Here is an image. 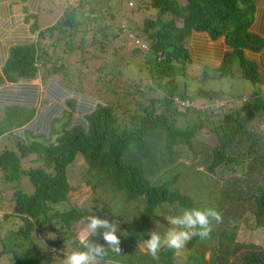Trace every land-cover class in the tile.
Masks as SVG:
<instances>
[{"label": "trees", "instance_id": "trees-1", "mask_svg": "<svg viewBox=\"0 0 264 264\" xmlns=\"http://www.w3.org/2000/svg\"><path fill=\"white\" fill-rule=\"evenodd\" d=\"M112 1L76 0L52 27L38 31L35 24L31 28L33 34L38 31L35 39L12 48L0 70V89L7 88L6 96L0 94V102H6L0 139L22 128L32 137L21 140L16 148L0 150V173L7 182H18L26 175L34 188L27 195L18 187L11 212H0V256L9 264H52L61 245L69 243L71 251L81 246L85 239H79L81 219L97 215L117 222L121 239L120 251L108 249L99 261L176 264L175 249L162 248L154 259L138 250V241L149 238L147 228L153 221L160 224L165 216L163 235L170 227L168 216L196 207L194 199L178 187L181 179L188 181V169L204 180L227 170V176L218 179L219 192L212 206L221 222H214L209 237H194L187 244L190 252L185 264H264V247L234 243L244 214L253 221L252 230L264 229V137L247 129L248 122L264 119V89L258 87L249 97L244 88L236 94L232 84L235 104L226 113L195 109L197 98L187 90L189 79L194 78L191 74L202 78L198 70L204 69L213 71L217 82L239 78L258 86L264 77V66L257 60L258 54L264 58V11L258 10L257 0H184V4L117 0L118 6ZM144 10L153 11L155 17L138 24L128 16ZM194 32L211 42H224L215 57L208 56L211 62L192 56L188 40ZM128 41L134 42L133 57H124ZM111 54L126 63L110 67L107 57ZM136 56L142 59V77H129L137 85L127 83L125 90L117 91L116 101L108 103L90 90L83 93L77 86V79L84 78L81 69L69 67L70 61L83 64L85 81L93 86L107 76L118 80L124 74L122 68L133 59L138 61ZM218 60L220 65L210 66ZM177 76L184 80L177 83ZM37 78L40 87L31 84ZM201 93L202 102L207 97L217 104L223 101L222 90ZM29 94L35 101L28 99ZM76 94L81 97L76 99ZM54 97L65 99L71 114L53 104ZM60 119L67 121L55 140L40 141ZM18 130L13 134H22ZM204 131L214 135L215 145L198 152L195 141ZM31 156L35 167L23 169L22 162ZM80 159L87 166L79 178L80 185L91 187L86 193L90 209L70 205L74 167ZM238 168L242 174L236 173ZM66 205L68 210L61 209ZM8 220L14 226L2 230ZM76 226L78 232H74ZM88 239L107 247L102 235ZM39 243L46 247L44 254ZM235 257L237 262H231Z\"/></svg>", "mask_w": 264, "mask_h": 264}, {"label": "rangeland", "instance_id": "rangeland-1", "mask_svg": "<svg viewBox=\"0 0 264 264\" xmlns=\"http://www.w3.org/2000/svg\"><path fill=\"white\" fill-rule=\"evenodd\" d=\"M52 1V0H51ZM54 2H57L58 0H53ZM262 0H257L258 3H260ZM264 1V0H263ZM179 3L184 4V0H179ZM65 5V3H64ZM112 5L114 6H118L117 0H113L112 1ZM147 11V10H144ZM129 12V11H128ZM128 13V16L131 17L132 21L137 22L138 24L142 21V19L146 18V19H150L155 17V14L153 11L149 10L147 12H142V11H138L137 13ZM91 17V16H90ZM89 17V18H90ZM167 19V17H166ZM134 23V22H133ZM90 35L88 34V37ZM120 40V39H119ZM121 41V40H120ZM119 42V41H118ZM117 45V42L115 43ZM127 45V50L124 53V57H133L135 52H132V48H133V43L131 44L130 41L126 42ZM188 48L190 50V52H192V56L196 59H200L201 55H203V53L205 52V50L207 52L206 55L207 56H211V57H215L216 52L218 50L219 47L222 46V44L219 45H215V46H210L208 44H205L204 46H200L198 42H193V43H189L188 42ZM114 47H117L115 45H113ZM206 47V48H205ZM117 57V56H116ZM137 60L136 62H133L126 68H122V70H124V74L118 79L115 80V78L112 77H108L107 79L104 80V78L102 79V81H100V83H98V85H89L88 83H86L85 81V77H87V70H83L86 69V67L83 64L80 63H74L72 64V61H70L69 63V67L71 66L72 68H80L81 69V73H83L82 75H84V78H81V80L79 81V78L77 79V86L78 88L83 90V93L88 92V90H90L92 95H95L99 100H102L104 103H108L109 101H116L117 98V91L120 92V90H125L124 86H127L128 84H132V85H137L135 84L137 81L132 82L131 83V76L135 77L136 79H138L139 77H142V75L140 74V66L142 64V59L139 58L138 56H136ZM121 56L119 59H114V55L111 54V56L107 57V62L108 65L114 66L115 64H119L120 65H124L126 63L125 62H121ZM103 60L99 61V64H102ZM140 61V62H139ZM210 61V60H209ZM211 62V61H210ZM86 65L88 66H92V64L90 63V65L88 63H86ZM198 72L200 73V75L202 76V78H199L198 75H194L191 74L194 78L189 79V85L187 87L188 92L194 95L195 98H197V102H193V106L195 107V109H200L203 111H207L208 113H211L210 111H221L222 113H226V111H229L235 104V101L231 98V91H232V87L231 85H236V89H234V92L236 94L241 93V90L238 89H243L245 90V94L246 96L248 95L253 96L255 95V92L258 90V86H252L251 84H249L248 82L245 81H241L239 78H236L235 81H231V80H219V82H217V80L213 77V71H206L205 69L200 71L198 70ZM138 73V74H137ZM142 73V71H141ZM139 77H138V76ZM204 75V76H203ZM66 78H71L72 75H66ZM102 77H104V73H102ZM130 77V78H129ZM207 77V78H206ZM207 79L206 83L202 80V79ZM215 79V80H214ZM184 80V78H182V76H177L175 78V81L177 83H181ZM108 82H110V84H107ZM128 83V84H127ZM32 85H37L38 87L41 86V82L40 79L37 78L35 81L31 82ZM92 84V82H91ZM149 84V83H148ZM76 86V85H75ZM90 86L88 89L87 87ZM140 89V85L138 86ZM240 87V88H239ZM234 88V87H233ZM144 89V87L142 88ZM222 90L223 91V97L221 102H219L218 104L216 103L215 99H211V97H207L205 102H202V98H204L202 96L201 91H203L205 93L206 90L208 91H218ZM264 89V88H263ZM41 90V95H42V91H44L42 88H40ZM78 96H75L76 99H79L81 96L80 94H76ZM235 96V95H234ZM49 98V97H47ZM104 100H103V99ZM53 104L55 105H59L60 107H64L65 110L67 111V113L71 114L70 109L66 106L65 102L66 100H62L59 98H55L52 99ZM81 99L79 101V103H81ZM239 102V101H238ZM237 102V103H238ZM214 107L213 110H211ZM77 114V115H76ZM75 114V118L79 119L80 115L79 113ZM64 116V115H63ZM6 117V113L4 114L3 112L0 113V123H3L4 118ZM66 118V116H65ZM14 125H17L18 120L15 118L12 120ZM60 123L59 124H55V126L53 125L52 129H50L49 131L45 132V138L43 136V138L40 139V141L42 142H53L55 140V138L60 134V128L61 125L64 124L67 120L66 119H60ZM4 124L6 125V122H4ZM251 125V126H249ZM250 128L252 130V132H254L257 135L263 136L264 137V119H258L255 121H250L247 123V129ZM23 130H18V129H13L11 132H7L4 136H2V138L0 139V150L5 149L6 147L9 148H16V145L19 144V142H21V140L23 141L24 139L27 140H31V133L26 135L28 130L26 128H22ZM20 133L22 132V134H13V131H17ZM17 133V132H16ZM25 133V134H24ZM215 145V139H214V135H210L207 134L206 131H204L203 133H200L197 135L196 141H195V145L194 147L197 149L198 152L200 151H204L205 147H213ZM35 157L31 156L28 159H25L22 162V168L23 169H28L31 167H35L36 163L34 162ZM87 166L85 165V161L83 159H80L79 161H77L76 167H74V178L72 182V186L74 187V190L71 191V200H70V205L71 206H77V207H82V208H86V209H90V195H86L87 191L91 188V187H84L83 183L80 185L81 179L79 178V176L82 175L83 172H85ZM242 169L238 168L236 169V173L242 174ZM193 171H191L190 169H188V173L186 174L188 177V181L181 179L178 183V187L179 190L185 194L190 195L193 199H194V204L196 205V208H209V207H214V202L215 199L217 197V194L219 192V178L222 179L223 177L227 176L228 172L227 170H223L221 175H215L214 178H209L207 180H204L201 178V175L199 174L198 177H194L192 175ZM222 176V178H221ZM78 178L76 180V178ZM76 180V181H75ZM20 187L21 190L27 194V195H31L34 192V188L32 186V184L29 182V179L26 175H22L21 178L19 179L18 182H7L4 180L3 175L0 173V212H4V214L10 213L11 212V202L13 199V195L15 190ZM61 209L63 210H68V205L66 206H61ZM172 216V215H171ZM164 218L165 216H163L162 218H160V224L157 223L156 221H153L147 228L148 233H150L151 231H159L161 234L163 232V230H165V223H164ZM242 221H240V226L237 230L236 233V237L234 239V243L239 244V245H251V246H258V247H264V229L261 230H252L253 229V221L251 220V218L249 217L248 214H244L243 217L241 218ZM11 220H8L7 222H5L4 227L2 230H5L9 227H13L14 225H11ZM16 223V222H15ZM14 223V224H15ZM214 224V222H213ZM74 232H78L77 226L74 229ZM82 234L83 231H82ZM80 234V238L82 239L85 237V234L82 235ZM3 233L0 232V237H2ZM54 236V235H53ZM51 236V241L54 243L56 241V237ZM60 236V235H58ZM1 244V243H0ZM42 244V243H39ZM42 248V252L44 254V251L46 250V247L42 244L40 245ZM138 246V250L142 253H146V247L144 246L143 240L138 241L137 243ZM187 246V245H186ZM184 247L182 249H175V258L177 259L176 264H185L186 260L188 259L189 256V252L187 247ZM2 251L1 245H0V252ZM71 252V246L69 243H65L63 245L60 246L59 250H57V252H54V260L52 262V264H63V259H65L66 254ZM208 253L206 255V258H208ZM6 257L4 255L0 256V264H9L7 263V261L5 260ZM238 257L232 258L230 259L231 262H237ZM95 264H110V263H106V262H102L97 260L95 262Z\"/></svg>", "mask_w": 264, "mask_h": 264}, {"label": "clouds", "instance_id": "clouds-1", "mask_svg": "<svg viewBox=\"0 0 264 264\" xmlns=\"http://www.w3.org/2000/svg\"><path fill=\"white\" fill-rule=\"evenodd\" d=\"M3 216L2 214H0ZM170 225L163 235L159 231H151L149 238L144 240L147 253L154 259L162 248L182 249L194 237L207 238L213 231V222L220 223L221 215L213 207L209 208H185L178 215L168 216ZM85 239L78 249L67 253L63 264H95L98 258H102L108 249L119 252L121 239L119 224L107 218L97 215H87L81 219ZM102 235L107 245L96 243L88 237Z\"/></svg>", "mask_w": 264, "mask_h": 264}, {"label": "crops", "instance_id": "crops-1", "mask_svg": "<svg viewBox=\"0 0 264 264\" xmlns=\"http://www.w3.org/2000/svg\"><path fill=\"white\" fill-rule=\"evenodd\" d=\"M72 3H76V0H58L57 2L53 0H0V70L6 63L12 48L34 40L38 31H43L52 27L62 17L64 8ZM258 5V10L264 11V1L262 0ZM35 24L39 29L33 34L31 28ZM188 42L190 44L199 42L200 46H204V44L210 46L224 44L223 41L211 42L206 35L195 32L192 33ZM223 50H227L225 46ZM50 51L48 50V52ZM251 55L254 56L253 54L246 53V56L249 58ZM258 55L257 60L259 65L264 66V64H262L264 58L262 59L261 56ZM200 59L210 60L207 55H201ZM220 61L221 60L213 61L210 66L216 68L217 65H220ZM20 85L23 84L20 83L17 86ZM258 87L261 89L264 88V77L260 79ZM6 90V86L0 89V94H2L3 97L4 95L6 96ZM28 99H30V101H35L31 94L28 95ZM26 106L28 107V104H23L21 107ZM5 107L6 102H0V113L6 111ZM29 130L31 129L29 128Z\"/></svg>", "mask_w": 264, "mask_h": 264}, {"label": "built area", "instance_id": "built-area-1", "mask_svg": "<svg viewBox=\"0 0 264 264\" xmlns=\"http://www.w3.org/2000/svg\"><path fill=\"white\" fill-rule=\"evenodd\" d=\"M130 6H131V4H130ZM132 43H134V42L131 41V44H132ZM0 220H2V216H1V215H0Z\"/></svg>", "mask_w": 264, "mask_h": 264}]
</instances>
